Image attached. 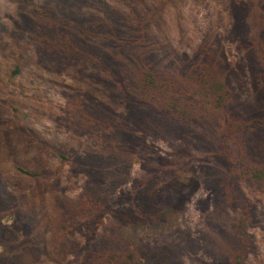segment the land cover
Returning a JSON list of instances; mask_svg holds the SVG:
<instances>
[{
    "label": "rangeland",
    "instance_id": "rangeland-1",
    "mask_svg": "<svg viewBox=\"0 0 264 264\" xmlns=\"http://www.w3.org/2000/svg\"><path fill=\"white\" fill-rule=\"evenodd\" d=\"M234 2L0 0V264H222L237 248L219 139L264 142L262 128L232 130L264 111V32ZM61 36L75 58L54 49ZM205 41L233 92L216 123L140 104L131 81L118 89L141 58L180 71ZM77 96L117 125L115 149L72 130ZM257 205L247 264H264Z\"/></svg>",
    "mask_w": 264,
    "mask_h": 264
},
{
    "label": "trees",
    "instance_id": "trees-1",
    "mask_svg": "<svg viewBox=\"0 0 264 264\" xmlns=\"http://www.w3.org/2000/svg\"><path fill=\"white\" fill-rule=\"evenodd\" d=\"M22 1L29 2V0ZM234 5L242 14H247L248 19L254 20L258 33L264 32V0H236ZM73 20L79 27L90 32L88 24L82 21L80 23L78 19ZM44 31L47 34L51 32L47 29ZM62 37L57 38L61 40L60 45L54 49L65 53L62 56L71 60L70 58H75V52L70 49L72 43L66 39L63 40ZM138 37L145 38L141 27H138ZM42 39L47 40L44 35ZM258 40L257 48L264 49L263 38ZM207 44L208 42H203L180 71H168L149 66L145 64L144 58L140 57L142 61L136 70L124 68L129 71L121 73L118 89L127 90L131 81L136 92V101L140 104H151L171 115L192 119L203 124L216 123L224 109L232 102L233 92L222 74L223 59L218 52L219 45ZM259 77L264 87V69ZM76 98L69 109L70 115L74 116L72 130L92 138L99 148L115 149L117 125L100 119L94 112L98 107H93L89 99L83 96ZM257 128L264 129V111L261 116L252 117L243 125L238 123L232 130L242 132L253 131ZM26 130L39 146L43 147L46 144L37 135L34 136L32 129ZM227 139V136H221L219 140L222 141L225 169L228 171L223 183L228 186L229 192L233 189V192L229 194L232 201L230 206L236 210V213L228 225L236 237L235 247L237 248L234 247L232 251L223 248L220 260L222 264H247L249 255L255 250L251 229L260 226L255 210L257 203H264V142L253 145L247 141H242L241 144H231ZM59 157L63 160L67 159L63 153H59ZM25 172L36 175L34 172ZM232 179L237 185L236 189L232 186ZM2 188L1 186L0 193ZM87 204L84 203V205ZM110 256L112 258V255ZM96 264L105 263L99 260Z\"/></svg>",
    "mask_w": 264,
    "mask_h": 264
}]
</instances>
